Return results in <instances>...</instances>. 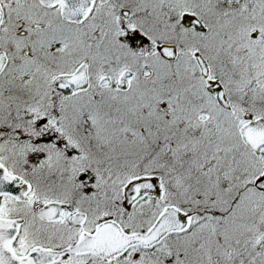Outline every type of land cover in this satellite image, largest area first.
Segmentation results:
<instances>
[{
    "label": "snow or ice",
    "instance_id": "1",
    "mask_svg": "<svg viewBox=\"0 0 264 264\" xmlns=\"http://www.w3.org/2000/svg\"><path fill=\"white\" fill-rule=\"evenodd\" d=\"M0 264H264V0H0Z\"/></svg>",
    "mask_w": 264,
    "mask_h": 264
}]
</instances>
